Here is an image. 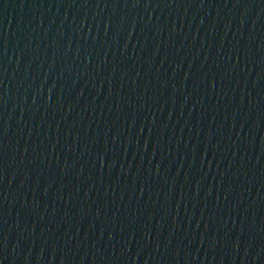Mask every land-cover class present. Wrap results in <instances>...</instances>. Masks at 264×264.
Returning a JSON list of instances; mask_svg holds the SVG:
<instances>
[{
  "label": "water",
  "instance_id": "water-1",
  "mask_svg": "<svg viewBox=\"0 0 264 264\" xmlns=\"http://www.w3.org/2000/svg\"><path fill=\"white\" fill-rule=\"evenodd\" d=\"M0 264H264V0H0Z\"/></svg>",
  "mask_w": 264,
  "mask_h": 264
}]
</instances>
